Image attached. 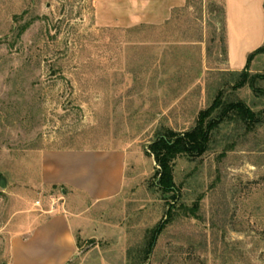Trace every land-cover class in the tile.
<instances>
[{"label":"rangeland","instance_id":"obj_1","mask_svg":"<svg viewBox=\"0 0 264 264\" xmlns=\"http://www.w3.org/2000/svg\"><path fill=\"white\" fill-rule=\"evenodd\" d=\"M224 47V0H186L164 24L131 27L100 24L94 0H0V264L28 216L64 206L68 189L40 178L41 152L56 148L127 154L122 192L85 214L86 264H264V95L235 86ZM248 71L264 76V53ZM218 94L260 120H224L204 153L177 155L171 199L148 147L190 130Z\"/></svg>","mask_w":264,"mask_h":264},{"label":"crops","instance_id":"obj_2","mask_svg":"<svg viewBox=\"0 0 264 264\" xmlns=\"http://www.w3.org/2000/svg\"><path fill=\"white\" fill-rule=\"evenodd\" d=\"M185 4L186 0H94L100 24L122 27L164 24ZM224 20L226 67L241 71L248 55L264 44V0H224ZM127 159L119 148L43 150L40 178L63 192L68 189L64 206L28 216L27 232L10 240L6 264H71L76 256L77 264H86L94 248L79 249V238L90 237L92 220L85 214L122 192Z\"/></svg>","mask_w":264,"mask_h":264},{"label":"trees","instance_id":"obj_3","mask_svg":"<svg viewBox=\"0 0 264 264\" xmlns=\"http://www.w3.org/2000/svg\"><path fill=\"white\" fill-rule=\"evenodd\" d=\"M260 53H264V44L248 55L247 65L244 69L241 71H231V73L238 76L235 84L236 87L248 84L253 91L264 95V91L257 88L258 80L263 79L264 76L252 75L248 71L249 63L254 56ZM230 119L241 121L246 125H252L260 120V114L253 111L243 101L225 100L221 94H218L207 109L199 112L196 124L190 130L183 133L168 130L159 134L148 147L149 153L153 155L154 161L157 164L155 186L163 193H169L171 199L176 198L175 195L178 190L173 177V160L180 154L196 156L204 153L208 148L213 131L224 120ZM167 205L165 221L158 223L151 230V238L147 244L145 256L150 253L157 235L162 232L168 221L173 217L174 200L169 201Z\"/></svg>","mask_w":264,"mask_h":264},{"label":"water","instance_id":"obj_4","mask_svg":"<svg viewBox=\"0 0 264 264\" xmlns=\"http://www.w3.org/2000/svg\"><path fill=\"white\" fill-rule=\"evenodd\" d=\"M0 187H5V179L3 177H0Z\"/></svg>","mask_w":264,"mask_h":264}]
</instances>
